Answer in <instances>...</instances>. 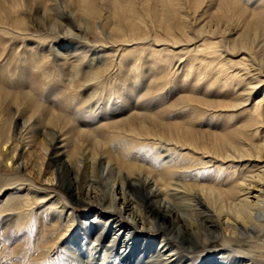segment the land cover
I'll return each instance as SVG.
<instances>
[{
	"label": "bare ground",
	"instance_id": "obj_1",
	"mask_svg": "<svg viewBox=\"0 0 264 264\" xmlns=\"http://www.w3.org/2000/svg\"><path fill=\"white\" fill-rule=\"evenodd\" d=\"M48 1L49 8L43 0H0V27L10 26L28 38L30 30L57 41L92 38L124 46L123 51L136 45L121 57L137 60L152 33L154 43L170 40L171 49L149 48L143 57L150 60L153 79L144 85L145 94L159 92L164 72L175 60H183L179 81L187 92L200 96L180 98L178 102L192 104L173 110L172 120L167 109L156 111L143 103L132 112L129 105L124 117L104 123L100 127L106 129L95 133L83 125L73 129L53 108L23 90L12 93L0 86V166L20 173L7 184L11 191L1 199L0 218L17 213L20 226L35 213L36 229L46 237L69 232L63 249L68 248L73 264H93L96 252L101 261L109 258L114 264H264V0H210L212 39L201 38L195 48L180 43L178 34L187 35L178 23L186 16L180 0ZM19 7L26 12L22 18L14 15ZM149 25L155 32L161 27L164 40ZM55 45L59 50V43ZM82 58L57 67L65 82L60 87L85 89V100L100 88L106 92L105 102L119 98L127 71L134 85L144 79L142 63L131 61L120 82L106 91L102 77L112 65L95 62L111 55L91 57L83 71ZM27 63L28 70L40 68L39 61ZM29 74L24 81L32 88L37 81H28ZM211 102L225 113L208 118L205 125L212 118V129L198 128L206 113L200 105ZM65 133L71 135L69 152ZM26 136L43 152L46 165L34 160V153H25ZM105 179L108 184L99 189ZM54 182L61 191L51 190ZM113 252L114 259L108 257Z\"/></svg>",
	"mask_w": 264,
	"mask_h": 264
},
{
	"label": "rangeland",
	"instance_id": "obj_2",
	"mask_svg": "<svg viewBox=\"0 0 264 264\" xmlns=\"http://www.w3.org/2000/svg\"><path fill=\"white\" fill-rule=\"evenodd\" d=\"M134 2L138 3V0H134ZM153 2L155 3L156 1ZM180 2L182 4H178L183 5L184 10L186 11V16L184 18H180V22L178 23L184 26V33L195 38L190 42H186V39L184 37H186L187 35L179 33L178 36L180 37L179 39L181 40L180 43L182 45V48H195V46L200 44L198 40H200L201 38H206L208 40L212 39V35H209V33L212 32V1L180 0ZM43 5L49 8L51 6V3L48 0H43ZM15 10L16 13L14 15L18 16V18H22L25 15L24 13H26L24 8L19 7ZM67 10H72V8H67ZM171 22L176 23L177 21L171 20ZM168 23L169 21H167V24ZM206 25L210 26L211 28H207ZM149 27L151 32H153L154 30L153 35L155 33H158V35L161 37V39H158L164 40L163 36L159 33L161 27L156 29V32L155 29L151 27V25H149ZM4 28H8L10 30H6ZM4 28L0 27V86L2 87V89L8 90L12 93H17V90L18 93L22 90L27 92V94L30 95L33 100H35V102L42 104L43 106L53 108V110H55L58 114H60L64 119L69 122L70 126L73 129L78 127L79 125H83V129L99 133L103 131V129H106L105 127H100L104 123H110L113 120H119L124 117L126 115V112L123 111L127 110V106L129 107V105H132V112H134L135 109L144 107L140 106L143 103L146 104L145 107H151L153 110L156 109V111L160 108L161 110L167 109V113L170 112L167 117H169V120H172L171 113L173 110H175L176 108L179 109L181 105L192 104L191 102L180 103L178 102L180 98L186 100L187 97L197 98L200 96L199 93L196 91L194 93L190 92L191 94L187 92V89L184 88L183 84L179 81L183 76V71L181 68L182 63L184 62L183 60H175L173 65L167 71L164 72V78L161 82L163 87H161L159 92L155 94H145L143 89L144 85L151 84L153 82V79L151 77L149 68L150 60L143 57H145L149 48L154 49L156 51H159L164 47L168 50L171 49L170 40L161 41V44L160 42H157V44L154 43L155 39L153 38L152 33L151 37L149 38L150 40L147 41V44L143 45L144 48L142 49V58L137 60L135 58L130 59L126 57H121L124 46H115V44L112 45L108 43L103 44L102 42H96L92 38H89L87 41H85L84 39L76 36H66L62 40L57 41L56 38H52V35L51 37L47 34L45 35L43 33H39V31L36 30H30V35L32 36L28 38L24 37V34H20V30H14L10 26ZM232 34L233 33L226 36L231 37ZM195 41L196 43H194ZM57 42L60 45L59 50H57L58 47L57 45H55V43ZM149 44L150 47H148ZM135 46L132 45L131 47H126L129 49ZM47 47L50 48V51L47 50ZM108 47L110 50L108 49ZM127 48L125 49V51H123V53L128 50ZM67 50L68 52H66ZM176 52L177 54L180 53V51L177 49ZM104 55H111V58L108 60H103L101 62H95V65H112L110 66L111 70L109 69L110 71L106 73V75L104 74V76L102 77V79H104V88L106 91L111 90L112 87H114L113 85H117L120 82V73L123 74V70H127V67L131 63V61H140L142 63L141 66L142 71L144 73V79L138 84L134 85L132 83L131 75H129V71H127L126 75L124 76L126 87L121 92V96L119 98L113 97L107 102H105V100H103L102 98V95L105 96L106 92L102 91L100 86V89L97 91L96 94L97 96L95 95L93 98H90L89 101L88 99H84L86 91L85 89L76 92L73 89L70 90L60 87L62 83L65 84V82L61 81L63 80V77H61L60 72H58L57 66L59 65V63L61 64L62 61H66L67 65H69L71 61H75L76 58L82 56L83 58L81 59V61L83 62L81 63V69L83 71L84 68L87 66V63L91 61V57H103ZM28 61H39L37 65L40 66V68L34 66L31 70H28L26 67H24L25 64H28ZM96 61L99 60L97 59ZM175 62L176 64H178L176 65ZM174 65L176 66L174 67ZM41 68H44V71L39 73ZM26 69L27 71H24ZM67 69L68 66L65 65L63 71L65 70L64 72L66 75L69 73ZM28 73H31L29 74L31 76L27 78L28 81H37L34 86H32V88H29L27 81H24L26 79L24 77V74L27 75ZM176 79H178L177 82ZM31 89H36V92L32 91ZM91 89H89V92L91 91ZM57 90L60 91V94L57 93ZM136 91H140L138 97L132 95V93ZM161 95L163 96V98H161ZM208 95L210 96L209 100L212 101V89L210 92H208ZM160 98L162 100L158 102L159 105H156L157 102L154 101H157V99ZM217 99L218 98H215L214 100ZM221 100L219 102H221ZM170 105H173V107H171ZM200 107H202L206 111L203 118L199 119L196 123V126L201 129H212V118L210 126H207L205 124L209 122L208 118L212 116L214 112L215 114L220 113L221 115L225 113L221 111V108L217 107L216 105L212 107V102L209 104V106L200 105ZM117 113L120 114L114 115ZM233 113L237 114L238 112ZM112 115H114L115 117L111 119L110 117H112ZM102 116L105 119L100 122L99 119ZM224 120V116H221L220 122H223ZM45 127L46 124H44V128ZM27 136L23 140V143L25 144V148H23L25 149V153H34V160L38 158L39 161L41 160L42 163L44 162L46 165V158L44 157L43 152H37V145L29 142V138H27ZM68 136L69 137H67L66 133L64 134L63 143L64 147L69 152L72 143L69 144L68 138L71 139V135ZM44 166L42 165V168H44ZM19 175L20 173L18 171L12 170L11 168H6L2 165L0 166V202L1 199H3V197L11 191V189H7V184L9 182H12V179L17 178ZM45 176H48V173H45ZM105 181L106 179L100 182L101 187L99 189L102 188ZM105 184H108V182L106 181ZM53 189L61 191V187H57L56 182H54V185L52 186L51 190ZM43 204L44 203L35 205L32 211L37 210V208ZM83 211L86 210L79 209L78 212ZM88 215L89 216L87 218L88 220H90L92 218L91 213H89ZM16 218L17 213L4 215L0 218V264H40V262H42L41 258L43 256H45L44 264H47L49 262V264H73L72 261H69L67 257L66 251L68 250V248L63 249V247L67 245V239L70 235L69 232L61 238L59 235L53 236L52 238L49 236L46 237L44 233H41L36 229L37 226L35 224V213H32V215H30L29 220L27 218H24L25 220H22L23 222L20 226H17L20 222L17 221ZM109 236L110 235H106L104 242L107 243V241L109 240ZM114 256L115 252L108 255V257L112 259H114ZM92 263L114 264V261H111V259L109 258L101 261L100 254L96 252L95 256L93 255Z\"/></svg>",
	"mask_w": 264,
	"mask_h": 264
}]
</instances>
